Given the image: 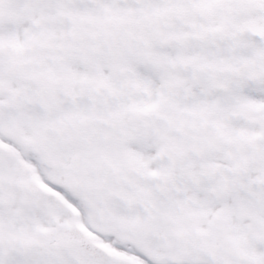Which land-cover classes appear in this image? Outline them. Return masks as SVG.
Here are the masks:
<instances>
[{
    "label": "snow or ice",
    "instance_id": "6c2138e0",
    "mask_svg": "<svg viewBox=\"0 0 264 264\" xmlns=\"http://www.w3.org/2000/svg\"><path fill=\"white\" fill-rule=\"evenodd\" d=\"M0 264H264V0H0Z\"/></svg>",
    "mask_w": 264,
    "mask_h": 264
}]
</instances>
